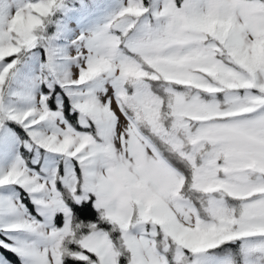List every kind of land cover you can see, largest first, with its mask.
<instances>
[{"label":"snow or ice","instance_id":"obj_1","mask_svg":"<svg viewBox=\"0 0 264 264\" xmlns=\"http://www.w3.org/2000/svg\"><path fill=\"white\" fill-rule=\"evenodd\" d=\"M0 250L264 264V0H0Z\"/></svg>","mask_w":264,"mask_h":264},{"label":"trees","instance_id":"obj_2","mask_svg":"<svg viewBox=\"0 0 264 264\" xmlns=\"http://www.w3.org/2000/svg\"><path fill=\"white\" fill-rule=\"evenodd\" d=\"M34 211V210H33ZM3 250H0V252H2ZM5 255H7L10 259H12L14 261V264H18V262L15 261V258L12 257V255L10 253H5Z\"/></svg>","mask_w":264,"mask_h":264}]
</instances>
